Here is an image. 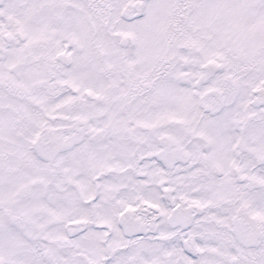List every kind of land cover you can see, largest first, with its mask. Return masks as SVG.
Returning <instances> with one entry per match:
<instances>
[{
    "label": "snow or ice",
    "instance_id": "1",
    "mask_svg": "<svg viewBox=\"0 0 264 264\" xmlns=\"http://www.w3.org/2000/svg\"><path fill=\"white\" fill-rule=\"evenodd\" d=\"M0 264H264V0H0Z\"/></svg>",
    "mask_w": 264,
    "mask_h": 264
}]
</instances>
